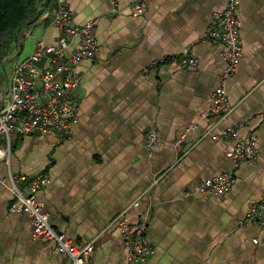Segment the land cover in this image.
<instances>
[{"label":"crops","instance_id":"crops-1","mask_svg":"<svg viewBox=\"0 0 264 264\" xmlns=\"http://www.w3.org/2000/svg\"><path fill=\"white\" fill-rule=\"evenodd\" d=\"M68 1L76 25L94 23L99 44L95 58L78 68L79 120L69 140L16 138L13 175H49L39 197L50 223L80 247L94 242L92 264H126L113 221L135 201L130 223L147 219L156 250L144 264H264V234L239 225L247 204L264 199V0H240L243 57L227 80L223 46L208 39L227 0H141L148 13L138 17L130 13L133 0H117V12L109 0ZM56 8V0H42L15 50L26 56H13V65L37 43L59 37L52 24ZM181 57L197 59L198 67L160 63ZM221 84L234 107L224 120L208 114ZM226 128L255 135V162L233 164ZM151 130L158 140L149 156ZM0 172L7 177L5 165ZM223 173L235 179L224 197L187 195ZM12 203L0 185V264H70L54 243L33 241L31 219L11 213Z\"/></svg>","mask_w":264,"mask_h":264},{"label":"built area","instance_id":"built-area-1","mask_svg":"<svg viewBox=\"0 0 264 264\" xmlns=\"http://www.w3.org/2000/svg\"><path fill=\"white\" fill-rule=\"evenodd\" d=\"M109 1L113 11H119L117 0ZM56 5L52 24L59 29V37L51 44L37 43L31 55L13 65L6 83L0 87V164L5 165L7 170L5 178L0 172V185L13 196L11 213L25 214L31 219L33 241L54 243L58 252L68 257L70 264H92L94 242L80 247L65 234L56 231L50 223V213L39 197V193L50 183L49 175L42 173L30 179L15 177L10 166L13 140L25 137L69 140L73 135V126L79 120L76 92L81 75L78 68L84 61L95 58L99 44L93 22L76 25L69 1L56 0ZM239 6L240 0H227L224 11L214 15V26L208 32L211 42L223 46L221 58L226 64L224 80L234 76L243 57ZM130 13L134 17L146 15L148 5L141 0H133ZM74 43L76 46L71 49ZM43 61H46V66H41ZM169 61L180 69L194 70L198 67L197 59L191 57L165 58L160 63ZM158 64L156 62L155 66ZM233 110L227 91L221 84L212 93L208 114L224 120ZM222 136L234 142L228 157L235 166L257 160L259 151L253 133L241 136L235 129L226 128ZM211 137L217 139L216 136ZM147 139V150L152 156L158 140L156 131L151 130ZM234 183L232 173H223L203 181L187 195L208 194L221 198L232 190ZM138 206L139 202L135 201L113 221L123 238L126 264H144L156 253L148 237L147 219L137 226L130 223V212ZM239 225L256 226L264 234V199L247 204L245 217ZM253 243L259 244V240L254 239Z\"/></svg>","mask_w":264,"mask_h":264},{"label":"trees","instance_id":"trees-1","mask_svg":"<svg viewBox=\"0 0 264 264\" xmlns=\"http://www.w3.org/2000/svg\"><path fill=\"white\" fill-rule=\"evenodd\" d=\"M42 0H0V66L13 55L23 29L39 14Z\"/></svg>","mask_w":264,"mask_h":264},{"label":"rangeland","instance_id":"rangeland-1","mask_svg":"<svg viewBox=\"0 0 264 264\" xmlns=\"http://www.w3.org/2000/svg\"><path fill=\"white\" fill-rule=\"evenodd\" d=\"M16 50V48L14 49V51ZM13 51V52H14ZM15 54L12 55L13 56H16L17 58L15 59V61L17 59H22L24 58L26 55L24 54L25 52H21V51H15L14 52ZM28 56V55H27ZM12 57H10L8 60H6L3 65L0 66V87L3 86L8 77H9V74L12 70V66H13V63H14V58L12 59ZM14 143H15V140H13V146H14ZM139 202V201H138Z\"/></svg>","mask_w":264,"mask_h":264}]
</instances>
